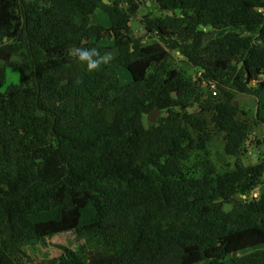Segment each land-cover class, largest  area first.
<instances>
[{"label": "trees", "instance_id": "obj_1", "mask_svg": "<svg viewBox=\"0 0 264 264\" xmlns=\"http://www.w3.org/2000/svg\"><path fill=\"white\" fill-rule=\"evenodd\" d=\"M107 1L0 0V89L20 74L0 92V264H36L35 242L61 252L39 264H264V159L242 162L264 117L236 105L264 92V0ZM144 1L160 16L139 36ZM111 34L118 55L89 71L73 53L109 54ZM70 233L76 251L52 244Z\"/></svg>", "mask_w": 264, "mask_h": 264}, {"label": "rangeland", "instance_id": "obj_2", "mask_svg": "<svg viewBox=\"0 0 264 264\" xmlns=\"http://www.w3.org/2000/svg\"><path fill=\"white\" fill-rule=\"evenodd\" d=\"M151 13L155 17L160 16L159 10L156 8L154 5L153 7H149V9L145 6V1L142 4L141 11L139 15L136 17L135 22L140 25L142 22V19L144 16L148 15ZM93 23H101L105 27H110V20L107 17L106 14L102 12H97L93 16ZM136 30L135 33H137L139 36H141L144 32V29H134ZM112 38H107L103 40L102 45L106 47L111 54L112 57L116 55L115 49V37L114 34H111ZM157 42L155 39L154 41H148L146 44H152ZM172 71L174 74L177 73H182L186 77H200L199 76V71L192 69L187 65V62H184L183 60L181 61V58L178 57L177 54L174 55L173 62H172ZM121 79H122V84L126 85L132 82V77L130 73L127 70H121ZM262 79H264V76H261ZM20 82V74H19V69L15 67L7 68V85L10 84H18ZM6 86L2 89H0V92H4ZM199 89L201 90V93L204 95V97H207L210 95L209 87L208 85L203 82L200 84ZM260 102V103H259ZM237 103L238 106L240 107L241 111H245L246 113L249 114L247 119L249 120L250 123L252 121V118H256L258 116L264 117V92L259 95L258 99H255L250 96H243L239 95L237 97ZM198 107L195 106L193 110L190 112H193L196 110ZM165 114H161L158 111V116L156 118V121L159 118L165 117ZM242 117V114L240 113L239 118ZM149 120V121H148ZM150 122V117L145 119V125L148 126V123ZM152 123V122H150ZM253 125V124H252ZM257 140L261 141L264 140V126L259 125L255 126L253 128V135L251 136V140H249L247 144V153L245 156L242 158V162L245 165L249 164H256L260 162L262 159H264V143L261 145H257ZM253 141V144L251 142ZM211 153L213 160L217 164L218 168L220 171L227 170L228 168H231L235 164V160L233 159H228L224 156V140L223 137H219L216 139V142H214L213 147L211 148ZM230 206H226V210H230ZM52 244L56 245H61L65 246L72 251H76L77 248L79 247L80 241L77 239L76 235L73 233L70 234H64L60 236H56L51 240ZM252 252V251H251ZM255 252V251H253ZM26 254L28 257L36 264L42 263L43 261H48L52 260L56 257H58L61 252L57 249H45L43 248L40 244L37 242L33 243L29 247L26 248Z\"/></svg>", "mask_w": 264, "mask_h": 264}, {"label": "clouds", "instance_id": "obj_3", "mask_svg": "<svg viewBox=\"0 0 264 264\" xmlns=\"http://www.w3.org/2000/svg\"><path fill=\"white\" fill-rule=\"evenodd\" d=\"M149 2V1H148ZM107 3H108V1H107ZM150 3V7H152V6H154L151 2H149ZM156 6V5H155ZM157 7V6H156ZM149 9V8H148ZM157 9H158V7H157ZM135 20H136V18H134V19H132V22H131V26L133 27V26H137L136 28L137 29H142L143 27H142V25L140 24V25H138L136 22H135ZM134 28V27H133ZM136 28H134V29H136ZM144 33V32H143ZM137 34V33H136ZM138 35V34H137ZM145 43H147V42H145ZM74 55H78V59L81 61V62H84V63H86V65H87V69L89 70V71H93V70H97V69H99L100 68V66L102 65V64H107V63H109L110 61H111V59H112V56H111V54L109 53V54H105L104 56H100L99 55V52H98V50L97 49H95V48H92V49H78L75 53H73ZM94 57H98V58H94ZM181 58V60H182V57H180ZM199 76L201 77V73L199 72ZM255 85H256V83H254ZM214 85V84H213ZM212 86V85H211ZM211 86H209L208 85V87H209V91H210V93L212 94V92H211V90H210V87ZM216 86V85H215ZM216 90H217V87H216ZM217 93H218V90H217ZM154 113V112H153ZM152 113V114H153ZM256 191H258L257 189L255 190V192ZM255 192H253V194L252 195H255L254 193ZM259 195V194H258Z\"/></svg>", "mask_w": 264, "mask_h": 264}, {"label": "water", "instance_id": "obj_4", "mask_svg": "<svg viewBox=\"0 0 264 264\" xmlns=\"http://www.w3.org/2000/svg\"><path fill=\"white\" fill-rule=\"evenodd\" d=\"M105 3H107V0H104ZM236 105H238V103H236ZM38 115L40 116L41 113H38ZM158 116V110H155V112L150 116V122L154 123L156 121V118Z\"/></svg>", "mask_w": 264, "mask_h": 264}, {"label": "built area", "instance_id": "obj_5", "mask_svg": "<svg viewBox=\"0 0 264 264\" xmlns=\"http://www.w3.org/2000/svg\"><path fill=\"white\" fill-rule=\"evenodd\" d=\"M210 90H211L213 96H216L217 95V90H216V86L215 85H212L210 87ZM254 194H255V196H258L259 191H256Z\"/></svg>", "mask_w": 264, "mask_h": 264}, {"label": "crops", "instance_id": "obj_6", "mask_svg": "<svg viewBox=\"0 0 264 264\" xmlns=\"http://www.w3.org/2000/svg\"><path fill=\"white\" fill-rule=\"evenodd\" d=\"M146 6L147 7H150L151 5H150V3L147 1L146 2ZM153 7V6H152ZM157 8V7H156ZM134 28H136L137 26H133ZM115 51H116V55L114 56V57H116L117 55H118V51L116 50V49H114Z\"/></svg>", "mask_w": 264, "mask_h": 264}]
</instances>
